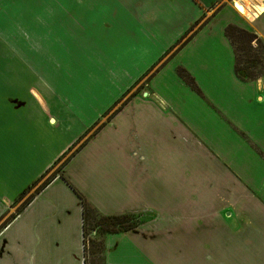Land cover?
Segmentation results:
<instances>
[{
	"label": "crops",
	"instance_id": "0c3cea01",
	"mask_svg": "<svg viewBox=\"0 0 264 264\" xmlns=\"http://www.w3.org/2000/svg\"><path fill=\"white\" fill-rule=\"evenodd\" d=\"M263 18L264 0H0V264H84L82 202L66 170L99 138L103 147L107 136L119 138L106 148L117 154L109 165L123 170L130 165L132 195L140 202L125 200L119 190L124 182L117 179L107 190L101 188L100 197L95 192L86 197L105 216L137 215L146 222L130 232L106 236L105 264H167L159 261V251L172 247L177 233L197 250H251V233L243 231L242 218L220 211L224 195L218 196L213 217L197 219L191 213L157 214L143 190L158 181L169 182L167 173L157 178L156 172L203 167L199 158L187 161L188 148L200 154V160L219 154L218 143L213 146L216 152L203 154L209 149L205 137L261 131L260 121L252 124L249 116L258 98L262 110L264 78L245 83L238 77L225 29L234 24L264 43ZM189 55L227 60L228 68L191 67L184 61ZM181 67L200 94L179 77ZM222 69L230 84L221 77ZM163 87L165 94L159 92ZM168 87L178 88L177 97ZM206 95L219 114L229 118L222 123L232 131L212 125V112L205 113ZM156 139L163 142L156 144ZM155 145L182 163L150 165ZM230 149L226 153H233ZM104 152L101 149L102 157ZM62 159L67 161L55 178L19 210L25 192L40 186L42 174H51ZM213 165L228 172L220 162ZM37 166L42 167L30 172ZM228 175L224 193L236 188V177ZM156 239L160 245L151 244ZM239 262L228 254L227 263L217 264Z\"/></svg>",
	"mask_w": 264,
	"mask_h": 264
},
{
	"label": "rangeland",
	"instance_id": "374dc122",
	"mask_svg": "<svg viewBox=\"0 0 264 264\" xmlns=\"http://www.w3.org/2000/svg\"><path fill=\"white\" fill-rule=\"evenodd\" d=\"M252 53V56H257V54L260 53V50L254 49V52ZM191 55H189L191 58L184 59V61L188 63V66L193 67L201 65L200 69L206 67V69L209 70L216 67L228 68L227 60H225V62L222 59L219 60L214 58L200 60L196 57H192ZM179 61L180 59H178L177 62L179 63ZM181 69L185 68L181 67L177 69V74L180 78ZM224 71L225 70L222 69L220 75L224 78V82L230 84L229 74L226 73L224 76L222 75V73H225ZM262 77L264 78V76ZM206 78L207 75H204V83H206ZM183 81L188 84L184 79ZM251 82L252 81H247L245 83ZM234 88L236 89V85H234ZM234 88L231 87L229 90H233ZM166 90H168L174 98L177 97V94H179L178 88L168 87ZM250 90L252 92L253 89L251 88ZM164 91L165 89L163 87L160 88L159 92L165 94ZM261 94L264 97V92ZM206 97L207 100L204 99L205 113L207 110L212 112L211 115L214 116L212 125L218 126V131L221 132L232 131L227 126V124L222 123V121L228 123L229 118L225 115L222 117L219 114L218 107L212 101L208 100L210 98L207 95ZM259 101L261 100L258 98V100L254 102V108L252 109V113L249 117L252 124L260 121L259 125H262L260 132H243L239 134H237V132L232 134L231 132L229 133L230 137L228 138L213 139L205 137L203 141L206 143V145H208L209 149H206L203 154L208 150H211L212 153L218 150L219 154H208L206 156H202V160H200V154L197 155L194 149L188 148L187 151H189V155L187 156V161L196 162V160L199 158L198 163H203V167H197L196 169L194 167H190L183 170L172 168L167 172H156L157 178H160L161 175L167 173V178L165 179L170 178L169 182L158 181L155 186L144 188L143 190V193L146 196L145 198L148 200L147 205L150 206L157 214L169 216L179 214L180 216H183L191 213V215L197 216V219L213 217L216 213L214 211L216 208H218V196L224 195L221 207H219L221 213H224L226 210H230L237 215L239 220L240 217L242 218V229L243 231L248 230L251 233V243L253 248L251 250H247L246 252H225L223 250L215 251L212 248H207L206 250L202 251L197 250V248L186 243L185 236L177 233L172 236L174 240L172 247H167L168 249L165 247L160 250V257L157 253L159 261H166L167 264H217L218 260L227 263L228 254H230L231 261L236 256V259L240 261L238 264H245V261L248 262V264H264V135L259 134L264 132V102L262 105V110L258 111L260 109L258 104ZM189 104H192V102L189 101ZM34 111L35 114V108ZM191 111L192 108H190L189 112ZM238 125L240 126V123ZM91 127L87 128L83 135H87L90 132ZM50 137L53 140H57L56 135L51 134ZM61 137L62 141H67L63 135ZM88 137H86V139ZM107 137L103 139V147H101L102 138H99L96 143L94 142L93 145L84 148L79 153V155L76 156L75 160L69 164L66 170L67 176H65L67 180H71V183L69 182V184L75 193L82 196L88 202L90 201L86 195L88 197H94L93 194L95 192L96 198L100 197L102 195L101 188H105V190H107L112 184V181L117 179L119 182H124L123 186L119 187V190L123 191L122 196L124 199L133 203H138L140 201L138 200L137 196L135 197L132 195V185L129 178L132 177L134 171L130 165L128 164L125 167L127 170H123L121 166L118 167L117 169L119 170H117L116 168H113L109 165L112 162V158L115 159L117 157V154L111 153L113 151H110V149L108 152L106 148L108 149V144L111 142L119 143V138H115L113 136ZM155 142L157 144L163 142V140L156 139ZM176 143L177 142L174 141L171 142L172 145ZM216 143H218V145L222 144V146L218 147ZM213 146H217L216 150H214ZM101 149H104L105 151L104 157L100 155ZM229 149L233 153H226V151H229ZM69 155L70 152L65 156V158L67 159ZM171 155L172 154H163L160 145H155V154L150 156V165H154V163H156L163 168H167L170 163H182V159L180 158L179 160L177 156H173L170 159ZM48 156L49 155H46L45 158H48ZM33 158L34 156L31 155L29 157V162H32ZM66 159H62L61 163L52 171L51 174L46 176L45 180L54 174L59 173L58 171H60L62 164L67 161ZM216 162H220L222 165H224L228 172L220 171L219 167H214L213 164L216 165ZM125 164L126 163H124V165ZM41 167L42 166H37V168L31 169L30 172L39 171ZM45 173L46 171L44 174H42V176L45 175ZM228 174H232L233 177H236L233 179L236 180V188L228 187V192L226 190V193H224L226 188V184H224V182L229 176ZM233 180H231V182H233ZM243 185L245 187H243ZM182 186H185V188ZM176 199L177 201H175ZM171 205L174 206L172 209H166V207ZM107 209L110 210L111 208ZM207 213L209 215H207ZM173 219H175V222H177L180 220V217L176 216ZM142 220L146 222L145 219ZM204 221L209 225H212L211 221L205 219ZM236 227L238 228V226ZM130 231L131 230L126 232ZM107 235L101 237V235L98 233L92 232L89 236V239L100 240L103 238L105 244V238ZM164 238L165 236L160 239ZM156 241L157 239L151 242V244L160 245ZM237 243L246 244L245 241H238ZM255 245H258V247H254ZM152 249L153 246L150 248V251ZM89 258L90 262L95 261V264H101L98 256L92 257L89 255ZM174 260L177 262H174Z\"/></svg>",
	"mask_w": 264,
	"mask_h": 264
},
{
	"label": "trees",
	"instance_id": "16d2710c",
	"mask_svg": "<svg viewBox=\"0 0 264 264\" xmlns=\"http://www.w3.org/2000/svg\"><path fill=\"white\" fill-rule=\"evenodd\" d=\"M225 35L232 44L236 56V73L242 81H256L264 76V43L253 32L230 24L225 29ZM256 43V44H253ZM260 50L257 56H252V52ZM252 51V52H251ZM180 76L189 86L199 90L193 78L186 70H180ZM57 175L51 176L38 187L35 194L43 190ZM62 176V175H61ZM30 195L21 205L19 210L27 206L34 195ZM79 195V194H78ZM80 196V195H79ZM83 208V231H84V264H95V261H89V255L98 256L101 264H105V244L104 239H89L91 233H98L101 237L107 234L122 233L133 230L138 227L142 221L141 216L137 215H114L105 216L98 209L93 207L87 200L80 196ZM18 210V211H19ZM15 217V215L13 216ZM89 242V243H88ZM90 246H89V245Z\"/></svg>",
	"mask_w": 264,
	"mask_h": 264
},
{
	"label": "flooded vegetation",
	"instance_id": "af4514ba",
	"mask_svg": "<svg viewBox=\"0 0 264 264\" xmlns=\"http://www.w3.org/2000/svg\"><path fill=\"white\" fill-rule=\"evenodd\" d=\"M54 175H55V174H54ZM54 175H53V176H54ZM45 176H46V175H43V176L39 179V181H42L43 179L45 180ZM49 178H50V177H49ZM44 180L42 181L41 185L44 183ZM41 185H40V186H41ZM35 186H36V185L34 184L32 187H30V188L28 189V191H26L25 194L22 196V198L26 196V199H27L30 195L35 194V192L37 191V189H38V187H39V186H38L36 189H34ZM32 190H33V191H32ZM28 194H29V195H28ZM37 194H38V193H37ZM27 195H28V196H27ZM35 195H36V194H35ZM35 195H34V196H35ZM26 199H25V200H26Z\"/></svg>",
	"mask_w": 264,
	"mask_h": 264
}]
</instances>
